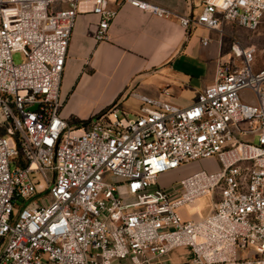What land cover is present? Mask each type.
I'll return each mask as SVG.
<instances>
[{
  "label": "built area",
  "instance_id": "obj_1",
  "mask_svg": "<svg viewBox=\"0 0 264 264\" xmlns=\"http://www.w3.org/2000/svg\"><path fill=\"white\" fill-rule=\"evenodd\" d=\"M111 1L0 0V264H167L181 247L191 258L178 264H264V68L253 67L256 46L233 38L235 62H218L214 82L188 106L143 98L135 113L115 102L68 121L60 85L78 14L98 17L96 41L107 39L123 3L176 16L144 0H118L115 9ZM201 2L199 13L177 16L182 27L223 34L231 22L253 31L264 16V0ZM200 159L220 169L159 183ZM214 195L202 218L179 212Z\"/></svg>",
  "mask_w": 264,
  "mask_h": 264
},
{
  "label": "crops",
  "instance_id": "obj_2",
  "mask_svg": "<svg viewBox=\"0 0 264 264\" xmlns=\"http://www.w3.org/2000/svg\"><path fill=\"white\" fill-rule=\"evenodd\" d=\"M144 1L176 16L159 18L123 3L107 39L96 41L90 28L98 17L78 14L60 85L64 119L85 120L115 102L135 113L143 98L188 106L214 82L218 62H235L229 54L232 39L249 45L245 29L231 22L224 23L223 34L204 26L182 27L177 16L199 13L202 0ZM118 3L111 1L108 7L115 9ZM203 38L206 44H202ZM253 67L262 69L264 64ZM168 260L167 264H178L170 254Z\"/></svg>",
  "mask_w": 264,
  "mask_h": 264
},
{
  "label": "rangeland",
  "instance_id": "obj_3",
  "mask_svg": "<svg viewBox=\"0 0 264 264\" xmlns=\"http://www.w3.org/2000/svg\"><path fill=\"white\" fill-rule=\"evenodd\" d=\"M245 37L249 44H254L257 48L255 59L253 64L257 65L264 64V16L262 18V21L259 25V27L256 30L248 31L244 30ZM12 59L15 64H18L23 61V56L20 52L13 53ZM89 118L85 119L88 120ZM85 120H79V121H85ZM220 169V165L214 160V159H200L198 161L191 162L187 165L181 166L180 168L167 172L160 176L159 183L163 186H169L170 184L177 183V181L187 176L197 170H205V171H217ZM40 188H43V184H40ZM39 196V195H37ZM41 196H47L46 192H43ZM217 198L216 195L210 197L205 196L199 199V203L196 205V207H185L182 208L179 212L181 215L185 218H202L205 216L213 201L215 202V199ZM191 258V252L186 247L181 248H175L170 253V259L174 262H188Z\"/></svg>",
  "mask_w": 264,
  "mask_h": 264
},
{
  "label": "water",
  "instance_id": "obj_4",
  "mask_svg": "<svg viewBox=\"0 0 264 264\" xmlns=\"http://www.w3.org/2000/svg\"><path fill=\"white\" fill-rule=\"evenodd\" d=\"M91 30V34L92 35H95V32H96V30H97V26L96 25H94V26H92L91 28H90Z\"/></svg>",
  "mask_w": 264,
  "mask_h": 264
}]
</instances>
